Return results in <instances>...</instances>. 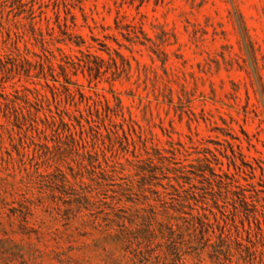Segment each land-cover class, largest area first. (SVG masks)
Listing matches in <instances>:
<instances>
[{
    "label": "rangeland",
    "instance_id": "374dc122",
    "mask_svg": "<svg viewBox=\"0 0 264 264\" xmlns=\"http://www.w3.org/2000/svg\"><path fill=\"white\" fill-rule=\"evenodd\" d=\"M6 1L0 57L76 54L59 43L68 9L106 72L61 86L46 69L67 105L55 121L6 99L52 97L39 64L0 73V264H264V0H40L34 28ZM116 20L150 42L131 45ZM116 98L127 122L108 119Z\"/></svg>",
    "mask_w": 264,
    "mask_h": 264
},
{
    "label": "trees",
    "instance_id": "16d2710c",
    "mask_svg": "<svg viewBox=\"0 0 264 264\" xmlns=\"http://www.w3.org/2000/svg\"><path fill=\"white\" fill-rule=\"evenodd\" d=\"M127 1V0H122ZM131 4L135 2H139L143 4L145 0H129ZM36 7L40 11L39 16L45 15L43 8H46L44 3H41L40 0H13V2L6 1V5H3V12L7 13V16H13L14 19L21 18L25 16L27 13L29 14V19H31V27H35V19L37 11ZM8 9V10H7ZM74 21V16L72 12H69L67 9L66 17L61 19L60 12L56 14L57 24L60 28L62 39L59 40L60 44L65 45H73L76 48V54H67L63 49L57 48V54L53 51H50L48 48L45 47V43H43V55H35V59H31L29 53H21L18 45L16 44L15 49L17 50V54H8L4 57H0V73L5 71L14 72V74L18 77L25 76L26 78L33 77V68L35 64H39L41 67V74L37 72L36 78H40V75L44 77L46 80L47 87L51 90V98L48 96L46 92L34 88L33 90L25 89L29 94L23 93L21 95L19 92L16 91L15 95H6L7 101H10L14 104L15 108L24 106H31V104H39L42 107V113L44 116V120L53 119L56 120L54 116V112L52 110V105L55 108H63L65 112H67V105H63L62 99L57 97L55 91L59 92V88L54 85L50 87L48 82V74L45 72L46 69L48 70L49 75L53 78L54 83H58L61 86V78L67 83L71 84V80L69 77V72L73 71V74H77L78 71H81L84 75L87 73L91 80H98L106 72L105 67V60L100 56V51L98 47H95L91 43H87L82 37H78L70 32L71 26L69 25V18ZM74 24V22H73ZM116 30L118 33L131 45H140V46H147V43L150 40L147 37L146 32L144 31L143 27L139 24H128L123 26L119 20L115 21ZM117 55L120 54L117 52ZM59 70V71H58ZM66 87V86H65ZM64 87V88H65ZM69 96L72 97L75 102L76 93L68 89ZM79 95L82 94L79 92ZM13 97L14 99H11ZM32 97V98H31ZM103 102H105L106 106L110 109L111 108V100L105 96H101ZM87 100V99H86ZM87 102V101H86ZM117 106L120 107L118 113L113 112V115L109 116L108 119L110 122L114 123L113 117H121L123 122H127L128 120L125 118L123 109H122V102L120 99L116 98ZM95 105L93 103L92 107ZM87 106L90 109L91 104L87 102ZM48 111V112H47ZM38 112V118H40ZM69 117V123L65 122V119L61 118V124L68 128V131L72 133L71 126H73L72 116ZM74 120L80 125L81 129L85 131V126L83 124V120L88 122L87 119L83 118L81 115V120H78L77 117L73 116ZM132 119V118H131ZM132 121V120H131ZM115 124V123H114ZM45 129L48 127L45 125ZM136 157V153L134 154ZM264 170V168H261ZM201 171V170H200ZM203 171V170H202ZM206 171V170H205Z\"/></svg>",
    "mask_w": 264,
    "mask_h": 264
}]
</instances>
